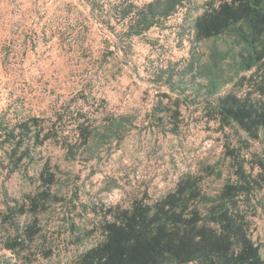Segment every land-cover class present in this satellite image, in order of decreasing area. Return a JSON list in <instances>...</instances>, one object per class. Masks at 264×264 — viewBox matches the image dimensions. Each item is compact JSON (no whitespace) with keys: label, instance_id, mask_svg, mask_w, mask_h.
<instances>
[{"label":"rangeland","instance_id":"1","mask_svg":"<svg viewBox=\"0 0 264 264\" xmlns=\"http://www.w3.org/2000/svg\"><path fill=\"white\" fill-rule=\"evenodd\" d=\"M182 14L170 19L165 30L126 40L120 26L118 37L100 24L85 0H0V114L9 104H23L49 124L60 112L70 140L76 138L80 110L97 121L109 113L134 123L121 143L99 148L93 159L82 152L68 160L57 143L47 142L35 152L37 164H25L11 176L0 150V213L35 193V175L45 161L56 174L51 191L62 199L37 216L39 232L24 251H7L3 243L33 217L15 218L16 228L0 216V264H70L100 239L95 231L100 207L126 208L141 198L151 203L187 174L202 176L201 190L209 195L235 179L224 145H237L244 135L220 132L207 122L203 104H197L201 93L169 90L156 76L167 66L180 73L188 55L189 23ZM163 95L169 97L163 102L169 109L174 100L183 101L177 135L163 133L150 119ZM247 210L253 215L252 239L264 258V189L255 193Z\"/></svg>","mask_w":264,"mask_h":264},{"label":"trees","instance_id":"2","mask_svg":"<svg viewBox=\"0 0 264 264\" xmlns=\"http://www.w3.org/2000/svg\"><path fill=\"white\" fill-rule=\"evenodd\" d=\"M85 1L100 24L118 37L120 26L126 40L167 29L169 20L182 11V21L189 23L188 55L180 73L167 66L156 76L169 90L183 87L201 93L203 100L197 104H203L205 120L220 132L235 130L245 138L239 135L237 145H224L235 179L215 195L202 192V176L187 174L151 203L141 198L126 208L100 207L95 226L100 239L70 264H264L251 235L253 215L247 210L255 193L264 189V0ZM226 86L231 89L223 93ZM168 99L163 95L149 115L160 131L177 135L183 101L174 100L169 109L163 104ZM76 116V138L70 140L62 113H55L48 124L23 104H9L0 114V150L9 176L25 164H37L35 152L47 142L57 143L68 160L82 152L93 159V152L121 143L134 128L125 115L106 113L97 121L80 110ZM252 144L259 150H252ZM35 180L36 191L25 203L0 213L16 228L15 218L33 217L4 241L7 251L27 250L39 232L37 216L62 201L51 191L56 174L49 161L40 165Z\"/></svg>","mask_w":264,"mask_h":264}]
</instances>
